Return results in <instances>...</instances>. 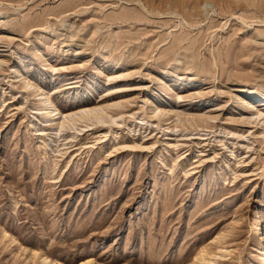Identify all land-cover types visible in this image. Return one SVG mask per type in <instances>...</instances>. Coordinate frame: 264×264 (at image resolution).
<instances>
[{
	"label": "rangeland",
	"instance_id": "obj_1",
	"mask_svg": "<svg viewBox=\"0 0 264 264\" xmlns=\"http://www.w3.org/2000/svg\"><path fill=\"white\" fill-rule=\"evenodd\" d=\"M255 218L264 0H0V264H264Z\"/></svg>",
	"mask_w": 264,
	"mask_h": 264
},
{
	"label": "bare ground",
	"instance_id": "obj_2",
	"mask_svg": "<svg viewBox=\"0 0 264 264\" xmlns=\"http://www.w3.org/2000/svg\"><path fill=\"white\" fill-rule=\"evenodd\" d=\"M121 77H123V74H117V75H112L109 78L112 80H117L120 79ZM43 99L46 101V106L44 108L45 110V114L46 115H51L52 111H51V105L50 102L46 99L45 96H43ZM55 110V109H54ZM56 111V110H55ZM85 112H91L90 110H84ZM68 116L67 113L64 114V118ZM79 116V115H78ZM69 118V117H67ZM254 230L256 231V237L255 239L257 240V244L260 245V251L263 252L264 255V238L262 236V233L260 232V230L258 229V219L255 218L254 220ZM219 237V236H218ZM212 258H216L215 254H211V253H207L204 250L200 251L193 259L191 264H215V262L213 261L214 259ZM264 262V261H263ZM80 264H96L94 263V258H86L83 259V261L80 262Z\"/></svg>",
	"mask_w": 264,
	"mask_h": 264
}]
</instances>
